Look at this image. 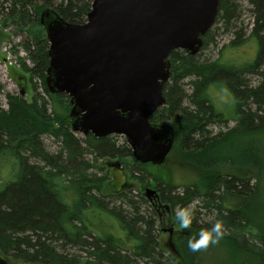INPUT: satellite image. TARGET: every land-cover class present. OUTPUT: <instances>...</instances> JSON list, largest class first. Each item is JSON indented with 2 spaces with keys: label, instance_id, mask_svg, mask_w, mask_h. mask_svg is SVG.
Segmentation results:
<instances>
[{
  "label": "trees",
  "instance_id": "16d2710c",
  "mask_svg": "<svg viewBox=\"0 0 264 264\" xmlns=\"http://www.w3.org/2000/svg\"><path fill=\"white\" fill-rule=\"evenodd\" d=\"M91 1L0 0V10L6 11V16L24 24L38 21L36 9L42 4L40 11L49 7L67 21L82 23L90 10ZM251 2L258 8L256 9L258 16L252 31V36L258 40V51L253 63L248 62L241 67L233 65L226 67L218 62L200 64L195 61L196 54L190 55L180 49L169 54L170 83L168 80L164 83L166 103L152 117L174 119L172 127L175 140L177 139L174 146L179 145L181 150L180 159L177 161L195 171L198 180L185 185L181 193H174L175 187H170L167 183L155 181L161 190L160 203L169 205L171 210L176 207L181 210L189 208L193 200L199 199L204 208L215 213L214 221L201 224L198 223L195 216L197 212L193 209L192 223L189 228L183 229L185 233L182 230L179 233L178 247L172 240L175 252L170 248L167 251L163 242L153 233V220H144L141 215L124 218L114 208H108L103 199L91 192L93 189L100 191L105 177H97L87 172L90 165L83 158L85 151L95 153L98 157L104 155L123 157L125 154L132 155L130 149L126 146L116 147L109 141V136L94 137L87 134L86 139L80 142L81 140L71 132L70 121L65 120L67 117L62 118L60 127L53 130L55 135L61 136L59 151L49 155L43 149L40 134L52 128L51 121L55 118L52 113L57 117L62 116L58 110L63 113L66 108H70V103L67 97L64 98L66 95L52 94L45 86V73L49 65L47 40L42 38L37 42L36 48L30 51L29 47L26 48L33 65L30 67L23 65L22 68L31 78L38 77L41 80V87L51 100L52 113H48L46 100L36 95L37 93L28 104L24 98L8 95L7 110L0 108L1 256L12 253L11 256L15 258L25 257V260L43 263L45 260L51 261V264L79 263L77 256L67 257L58 254L52 248L51 242L45 241L44 236L47 237L50 233L56 234L64 243L74 244L85 250L87 264H139V261H144L145 264H199L198 254L188 247V242L198 239L201 231L210 230L217 222H221L223 235L220 240L231 243L234 248L244 249L249 255H256L255 264H264V228L255 224L248 214L255 204L258 185H251L250 177L243 179L244 173L251 171L250 168H254L256 162L248 166L246 163H236L234 158L223 156L213 150L207 153L209 148H217L215 145L219 143L223 144L234 137L251 133L250 127L256 118L262 122V117L256 112L249 111L247 102L248 98L257 102L262 87L246 89L240 79L244 70H254L264 62V0ZM234 10V0H220L217 15L223 11L224 21L228 23ZM211 40L209 32H206L202 36L201 47L206 46ZM188 76L194 77L190 95L192 107L182 106L184 94L178 85L179 79ZM216 81L229 89L235 99L236 118L240 120L242 134L235 133L237 130H229L226 133L209 136L210 124L216 121L227 122L205 92L208 86ZM260 127L264 128V125ZM81 143H85V147ZM26 152L29 154L25 155ZM31 156L41 159L45 165L29 163L28 159ZM136 163L137 170L149 164L139 161ZM233 168H235L233 173H229ZM68 174L73 177L65 184L62 175ZM68 192L74 194L75 198L67 202L63 194ZM141 200L146 202L143 198ZM125 201L134 207V214L139 212L134 200ZM149 204L155 211L152 203ZM94 210L115 217L121 235L108 233L104 236L95 235L93 230L96 228L90 227L94 220L91 217ZM26 232L28 234H25ZM255 242L258 244L257 248L254 247ZM6 256L2 257L12 264Z\"/></svg>",
  "mask_w": 264,
  "mask_h": 264
},
{
  "label": "rangeland",
  "instance_id": "374dc122",
  "mask_svg": "<svg viewBox=\"0 0 264 264\" xmlns=\"http://www.w3.org/2000/svg\"><path fill=\"white\" fill-rule=\"evenodd\" d=\"M41 5L36 9L38 21L26 22L24 24L17 19L6 16L7 12L0 10L1 109L7 110L8 95L24 98L28 104L32 102L33 96L37 93L36 95H40L46 100L48 113H52L51 100L43 91L41 80L38 77L31 78L22 68L23 65H28V67L33 65L32 61L28 58V51H26V48L29 47L28 50L30 51L36 48L39 40L41 41L42 38L46 39L45 31L39 22V13L42 8ZM234 5L235 10L232 12L231 19L228 23L224 21L223 11H220L218 15L216 14L213 25L207 30L212 37V40L209 41L206 46H202L195 55V61H198V63L210 64L218 62L226 67H231L232 65L235 67H241L248 62L253 63L255 60L258 51V40L255 36H252V31L255 27V19L258 16L256 10L258 8L251 2V0H234ZM240 79L244 82V88L246 89L262 87V93L261 96L258 97L257 102H254L250 98L247 100L249 111L253 113L256 112L258 116L262 117V122L260 121L261 119L256 118L252 127H250L251 133L248 132L247 134H242L240 120L238 121L236 118L237 112H235V109H237V107L234 101L235 99L229 89L222 85L221 82L216 81V83L209 85L205 92L210 96L215 109L222 114L223 118L227 119V122L222 123L216 121L210 124L208 126V129L210 130L209 136H215L218 133H226L229 130H237L235 133H241L242 135L240 137L232 138L229 142L215 145L217 148H209L207 153H210V151L213 150L223 156L234 158L236 163H246L248 166H252L253 163L256 162L254 168H250L251 171H246V173H244L245 178L243 179H248L250 177V184L258 185L255 204H253V209H250L248 214L255 224L264 228V128L260 127L264 125V62H261L254 70H244L240 75ZM193 80V76L183 77L178 80L179 88L184 94L182 106L192 107L190 95L193 90ZM168 82L170 83L169 80ZM164 85L163 92L165 96L166 89ZM241 87H243V85ZM22 89H25L24 94L20 93ZM63 95L65 96L66 94ZM66 97L69 100V96L66 95L64 98ZM70 108H66V114V109L63 113L58 110L59 113L62 114L60 117H57L56 114L52 113V116L55 115V118L51 121L52 128L48 130V132H42L40 134L42 147L49 155L55 154L61 148V136L55 135L53 130L60 127L61 122H63L62 118L67 117L65 120L70 121L67 116L69 115ZM154 113L152 115H155ZM152 115L149 119L150 122L161 125L170 124L173 126L174 119H172V117L154 118ZM69 128L72 130L71 127ZM71 132L81 140L80 142L87 137V135H84L81 132H75L73 130ZM109 137V141L113 142L116 147L126 146L130 149L124 135L114 134L109 135ZM176 140H174V142ZM81 144L85 147V143ZM173 146L164 163L160 165L149 163L142 166L139 170L136 169V166H138L136 163L137 160H135L130 154H125L123 157L109 155L98 157L95 153L85 151L83 155L84 160L90 165L87 172L97 177H105V180L101 183L100 191L93 189L91 192L97 197L103 199L108 208H114L118 211V214L124 216V218H134L137 215H141L144 220H153V233L163 242L164 248L167 251L170 250L168 245V232L162 231L158 214L151 207L148 200L143 195V192L145 188H152L155 189L160 196L161 190L159 185L157 186V183L155 182L160 180L162 184L167 183L170 187H175L173 188L174 193H181L185 185L192 184V182L198 180V175L195 171L178 163L177 160L178 158L180 159L181 150L179 145L178 147L177 145ZM28 154L29 152L25 153V155ZM63 158L65 157L63 156ZM28 161L29 163L45 165L44 162L37 157L31 156ZM234 170L235 168L230 169L232 172L229 173H233ZM222 173H224V170ZM62 177L64 183L67 184L73 176L68 174L62 175ZM124 194L126 196L122 197ZM63 198L68 202L75 198V196L68 192L63 194ZM141 198L145 199L146 202H142ZM126 199H132L135 201V207L139 210L137 214H134V207L129 205L125 201ZM202 204L201 200L195 199L188 207L191 210L195 209L194 211L197 212L195 216L198 219V223L209 224L211 221L215 220V213L208 208H204ZM178 211V207L172 209V221L176 224L177 220L175 215ZM89 212L93 213V211ZM91 217H93L94 220H92L93 224H91L90 227L92 229L94 227L96 228L93 230L95 235L104 236L107 233L117 236L121 235L120 226L115 217L102 214L96 210H94V214ZM87 220L89 219L87 218ZM176 224L174 226L176 235H174L172 239L174 245L178 247L179 233L182 231L185 233L186 231L183 230L184 228H181L179 224ZM25 234H28V232ZM57 237L56 234L49 233L47 234V237L44 236V239L47 243L51 242L52 248L58 254H63L67 257L77 256L80 261L77 264H87L85 262L87 257L85 250L74 244L71 245L64 243L63 239ZM247 239L250 238L247 237ZM87 240L90 241L88 238ZM254 247H258L256 242L254 243ZM196 252L198 254L199 264H255L256 261L254 260H257L256 255H249L244 249L234 248L231 243L220 239L217 243H210L207 248H201ZM9 254L10 255L8 256L2 254V256H6L12 264H51V261L45 260L43 263L25 260V257L15 258L11 256L12 253ZM163 254L165 255V253ZM138 263L145 264L144 261H139Z\"/></svg>",
  "mask_w": 264,
  "mask_h": 264
},
{
  "label": "water",
  "instance_id": "95a60500",
  "mask_svg": "<svg viewBox=\"0 0 264 264\" xmlns=\"http://www.w3.org/2000/svg\"><path fill=\"white\" fill-rule=\"evenodd\" d=\"M220 0H92L82 23L49 7L39 13L48 42L45 86L69 96L70 127L94 137L122 134L140 163L160 165L170 153V124L150 122L166 103L169 54L198 53ZM25 93V89L20 91ZM143 195L163 211L155 189ZM0 264H10L0 256Z\"/></svg>",
  "mask_w": 264,
  "mask_h": 264
},
{
  "label": "clouds",
  "instance_id": "9594fccd",
  "mask_svg": "<svg viewBox=\"0 0 264 264\" xmlns=\"http://www.w3.org/2000/svg\"><path fill=\"white\" fill-rule=\"evenodd\" d=\"M192 218L193 212L190 208H182L176 213V220L179 222L181 228H189ZM222 235V223L217 222L210 230L201 231L198 239L190 240L188 247L194 252L201 248H207L210 243H217Z\"/></svg>",
  "mask_w": 264,
  "mask_h": 264
},
{
  "label": "flooded vegetation",
  "instance_id": "af4514ba",
  "mask_svg": "<svg viewBox=\"0 0 264 264\" xmlns=\"http://www.w3.org/2000/svg\"><path fill=\"white\" fill-rule=\"evenodd\" d=\"M155 212L158 214L159 223H160L162 231L168 232V245H169V248L171 249L172 247L170 246V242L173 245L172 237L176 235V231L174 230V226L176 223L172 221L173 220L172 210L169 209V210L163 211L160 207H155ZM165 227H168V228H165Z\"/></svg>",
  "mask_w": 264,
  "mask_h": 264
},
{
  "label": "bare ground",
  "instance_id": "6f19581e",
  "mask_svg": "<svg viewBox=\"0 0 264 264\" xmlns=\"http://www.w3.org/2000/svg\"><path fill=\"white\" fill-rule=\"evenodd\" d=\"M170 241H171V240H170ZM170 246L173 248V249L171 248V250L175 252L174 245H172V243H171V242H170Z\"/></svg>",
  "mask_w": 264,
  "mask_h": 264
}]
</instances>
